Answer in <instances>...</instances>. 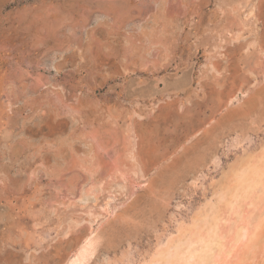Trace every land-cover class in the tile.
I'll return each instance as SVG.
<instances>
[{"label": "rangeland", "instance_id": "rangeland-1", "mask_svg": "<svg viewBox=\"0 0 264 264\" xmlns=\"http://www.w3.org/2000/svg\"><path fill=\"white\" fill-rule=\"evenodd\" d=\"M102 1L106 0H0V264H107L109 259L110 264H159L155 262L159 250L178 235L180 226L192 224V216L200 208L209 207L214 208L216 220L212 228L207 226L203 236L212 249L202 241L191 248L200 243L208 257L213 253L215 258L220 243L229 249L237 234L253 229L264 216V174L257 177L254 188L233 193L229 186L233 187L234 182L228 185L233 180L231 167L238 159L251 153L256 158L264 155V0H133L122 23L116 21L115 13L97 6ZM89 13L106 22L105 29L96 35L101 39L100 48L99 43H90L95 34L92 21L85 28L75 25L80 15ZM62 14L67 24H57V30L49 28ZM110 27L114 30L111 34L107 33ZM142 30L150 31V37ZM151 39L158 41L153 43ZM136 52L142 53L143 58ZM180 83L185 85L178 95L175 87ZM91 84L97 86V91ZM256 91L261 92L259 97ZM168 106L172 114L167 119L155 118L161 108V112L168 111ZM225 108L232 109V117L230 113L225 116L231 111ZM236 109H241L240 113ZM242 109L247 112L244 114ZM212 127L216 137L212 136L213 143L204 146L211 147L201 149L205 150L201 151L204 160L198 167L193 164L188 168L183 164L185 158L180 164L182 175L171 184L167 178H172L173 173L164 172L171 163L172 159L167 160L171 151L176 149L171 156L174 158L184 146L201 137L205 128ZM187 131L194 134L183 141ZM78 133L79 137L75 135ZM63 140L66 147L61 144ZM99 141H103L104 148L97 149ZM57 144L66 148L63 153H59ZM91 149H97L92 151L98 153L95 158L100 165L93 166H98L97 173L78 166L76 161L83 158L90 165L95 159L88 153ZM116 160L130 171L134 185L123 177L111 176ZM99 173L108 179L103 181L113 184L99 196H110L111 205H117L116 211L126 209L136 199L137 207H127L137 208L130 211L135 219L114 222L112 238L116 239L111 246L104 234L107 221L113 217L103 213L95 219L79 202L83 190L96 182ZM151 177L157 178L155 191L159 192L152 196L145 189ZM98 186L102 189L103 185ZM59 199L67 201L66 205L60 204ZM91 199L94 201L90 197V203ZM68 202L80 206L70 207ZM71 217L82 219L73 229ZM128 226L132 230H126ZM66 229L70 232L65 235ZM82 232L86 236H81V240ZM89 234L93 238L99 234L102 240L89 241ZM88 241L93 242L89 248ZM213 243L217 252H212ZM199 250L202 253L200 248L188 254L192 255V264L197 262ZM206 260L205 264H216Z\"/></svg>", "mask_w": 264, "mask_h": 264}, {"label": "bare ground", "instance_id": "bare-ground-1", "mask_svg": "<svg viewBox=\"0 0 264 264\" xmlns=\"http://www.w3.org/2000/svg\"><path fill=\"white\" fill-rule=\"evenodd\" d=\"M86 1H89V0H86ZM122 1V0H121ZM116 1V0H109V1H105V2H100L97 6H99L101 9H103L105 12H109V11H112L113 13H115V15H116V17H117V19H116V21L117 22H119V23H122L123 22V19L125 18L124 16H126V14L128 15V13H129V10H130V8H131V6H132V3H133V0L131 1V0H124V2L122 1ZM75 2V1H74ZM93 2V1H92ZM39 3H40V1H39ZM90 3V2H89ZM73 4V3H72ZM84 4H85V2H84ZM75 6V5H74ZM85 6V5H84ZM61 7V6H60ZM80 7V6H79ZM240 7V6H239ZM47 9V8H46ZM49 9V8H48ZM52 9V8H51ZM57 10V9H56ZM60 10V9H59ZM74 10V9H73ZM161 10V9H160ZM253 11V10H252ZM58 12V11H57ZM43 13V12H42ZM50 13H52V12H50ZM59 13V12H58ZM58 13H57V15H58ZM61 13V12H60ZM59 13V14H60ZM64 13V12H63ZM110 13V12H109ZM35 14V13H34ZM39 14H41V13H39ZM54 14H56L55 12H54ZM53 14V15H54ZM90 15H88V14H83V15H80V16H82L80 19H79V22L77 23V22H75L76 24L75 25H77L78 27H80V28H85L89 23H91V21H92V23H94L95 24V34H93V40H91L90 41V43L92 44V45H94V43H99V44H97L98 46L101 44L100 43V41H99V37L98 36H96L97 35V33H99V31L100 30H103V29H105V25H106V22L105 21H103V20H100V18L99 19H97V18H92L93 16L91 15V13H89ZM250 14V13H249ZM252 14V13H251ZM41 15H43V14H41ZM48 15V14H47ZM64 14H62V16L61 17H58V19L57 20H59V21H52L51 22V24H50V26H49V28L51 27V28H55L56 27V25H57V27L60 25V27H61V23L63 22L64 23V20L66 19V17H64L63 16ZM65 15H66V13H65ZM131 15V14H130ZM32 16V15H31ZM38 16V14H36V16H34L33 18H35V17H37ZM45 16V15H44ZM92 16V17H91ZM42 17V16H41ZM102 17V16H101ZM159 17V16H158ZM25 18H27V16L25 17ZM33 18H32V20H33ZM76 18V17H75ZM37 19V18H36ZM36 19H34L35 20V22L37 21ZM39 19V18H38ZM49 19H50V17H49ZM167 19V18H166ZM29 20V19H28ZM31 20V21H32ZM55 20V19H54ZM73 20V19H72ZM78 20V19H77ZM30 21V20H29ZM44 21H45V19H44ZM66 21V20H65ZM115 21V22H116ZM125 21V20H124ZM72 22V21H71ZM32 23H34V21L33 22H31V24ZM44 23V22H43ZM47 23V22H46ZM60 23V24H59ZM64 24H67V23H64ZM73 24V23H72ZM93 24V25H94ZM115 24V23H114ZM164 25H165V23H163ZM42 25V24H41ZM44 25H46V24H44ZM43 25V26H44ZM63 25V24H62ZM111 25V24H110ZM120 25V24H119ZM42 26V27H43ZM46 26H48V24L46 25ZM91 26V25H90ZM57 27L55 28L56 30H57ZM65 27V26H64ZM167 27V26H166ZM111 28V29H110ZM109 28V30L107 31V33H112L114 30H113V27H110ZM119 28V27H118ZM117 28V29H118ZM44 29H45V27H44ZM47 29V28H46ZM55 29H49V30H52V31H56ZM62 29V28H61ZM108 29V28H107ZM106 29V30H107ZM117 29H115V30H117ZM141 29V28H140ZM143 29V28H142ZM168 29V28H167ZM64 30V29H63ZM74 30V29H73ZM105 30V31H106ZM120 30V29H119ZM144 30H146V29H144ZM144 30H142V32L141 33H144L145 34V36H147L148 35V33L150 32V31H148V33H145L144 32ZM162 30V29H161ZM170 30H172V29H170ZM39 31H41V30H39ZM48 31V30H47ZM51 31V32H52ZM60 31V30H59ZM118 31V30H117ZM164 30H162V32H163ZM166 31V30H165ZM49 32V31H48ZM57 32V31H56ZM55 32V33H56ZM93 32V31H92ZM91 32V33H92ZM170 32V31H169ZM256 32V31H255ZM38 33V32H37ZM47 33V32H46ZM115 33V32H114ZM117 33V32H116ZM151 33V32H150ZM259 33V32H258ZM48 34V33H47ZM105 34V33H104ZM40 35V34H39ZM48 35H50V33L48 34ZM47 35V36H48ZM51 35H53V32H52V34ZM109 35V34H108ZM143 35V34H142ZM152 35V34H151ZM162 35H163V33H162ZM54 36V35H53ZM55 36H56V34H55ZM54 36V37H55ZM62 36V35H61ZM64 36V35H63ZM149 36V35H148ZM153 36V35H152ZM92 37H90L91 39H92ZM150 37V36H149ZM48 38V37H47ZM56 38V37H55ZM43 39V38H42ZM57 39V38H56ZM60 38H58V43H59V41L61 40H59ZM66 39V38H65ZM158 39V38H157ZM45 40H49V39H45ZM101 40V39H100ZM146 40V39H145ZM159 40H162V37H160L159 38ZM257 40V39H256ZM51 41V40H50ZM63 41V40H62ZM130 41V40H129ZM158 41V40H157ZM156 40H154V39H151L150 40V42H157ZM69 42V41H68ZM162 41H159V43H161ZM257 42V41H256ZM40 43H42V42H40ZM61 43V42H60ZM64 43H66V42H64ZM35 44V43H34ZM69 44V43H68ZM142 44V43H141ZM147 44V43H146ZM165 45H166V43H164ZM36 45V44H35ZM64 45V44H63ZM90 45V44H89ZM130 45V44H129ZM259 45V44H258ZM96 46V45H95ZM143 46H145V44L143 45ZM221 46V45H220ZM229 46V45H228ZM256 46V45H255ZM62 47V46H61ZM103 47V46H102ZM133 47V46H132ZM141 47V46H140ZM140 47H138V49L137 50H141V48ZM147 47V46H146ZM171 47V46H170ZM99 48H100V46H99ZM109 48H110V46H109ZM130 48H131V46H130ZM136 48V47H135ZM140 48V49H139ZM165 48V47H164ZM63 49V48H62ZM129 49V48H128ZM134 49V48H133ZM143 49H145L144 47H143ZM147 49V48H146ZM68 50V49H67ZM127 50V49H126ZM150 50V49H149ZM219 50V49H218ZM93 51V50H92ZM153 51V50H152ZM70 52H71V50H70ZM142 52V51H141ZM127 53H129V52H127ZM132 53V52H131ZM137 53V52H136ZM147 53V52H146ZM138 54V53H137ZM157 54H159V53H157ZM163 54V53H162ZM138 55H140L139 57H142L143 58V54L142 53H139ZM145 55V54H144ZM164 55V54H163ZM162 55V56H163ZM158 56V55H157ZM159 57V56H158ZM165 57V60H168L167 58H168V54L167 55H165L164 56ZM145 58V57H144ZM130 59V58H129ZM123 60V59H122ZM140 61H142V60H140ZM163 61V60H162ZM67 62V61H66ZM130 62V61H129ZM131 62H133V61H131ZM136 62V61H135ZM159 62V61H158ZM171 62H172V60H171ZM134 63V62H133ZM140 63V62H139ZM145 63V62H144ZM144 63H143V61H142V65L144 66ZM67 64V63H66ZM131 65H132V63H130ZM138 65V64H137ZM59 66V65H58ZM58 66H56L57 68H59ZM133 66V65H132ZM136 66V65H135ZM141 66V65H140ZM156 66H158V65H156ZM62 67V66H61ZM60 67V68H61ZM142 67V66H141ZM152 67V66H151ZM218 67H220V66H218ZM59 68V69H60ZM217 68V67H216ZM215 68V69H216ZM121 70V69H120ZM139 70V69H138ZM166 70H167V68H166ZM126 71H128L127 70V68H126ZM133 71H136V69L135 70H133ZM217 72L219 71V70H216ZM139 72V71H138ZM142 72V71H141ZM203 72V71H202ZM123 73H125V72H123V70H122V73L121 74H123ZM119 74V73H118ZM120 75V74H119ZM124 75V74H123ZM114 77V76H113ZM116 77V76H115ZM214 78V77H213ZM109 79V78H108ZM107 79V80H108ZM147 79V78H146ZM136 80V79H135ZM154 80V79H153ZM184 80H186V79H184ZM156 81V80H155ZM158 82V81H157ZM95 83H97V82H95ZM200 83V82H199ZM40 84V83H39ZM98 84V83H97ZM179 84V83H178ZM177 84V87L179 86L180 88H177V87H175V85L174 86H172V87H175L174 89L176 90V92L175 93H177L178 95H179V91L180 90H182L183 88H184V86L183 85H185V83L183 84V85H181V83H180V85H178ZM91 85H93V91H97V89H95L96 87L94 86V84H91ZM131 86V85H130ZM188 86V85H187ZM261 86V85H260ZM89 87V86H88ZM99 87V86H98ZM168 87H169V85H168ZM167 87V88H168ZM170 88H171V86H170ZM111 89V88H110ZM241 89V88H240ZM170 90V89H169ZM254 90V89H253ZM92 91V90H91ZM153 91V90H152ZM145 92V91H144ZM259 92V91H258ZM257 91H256V93H253V94H256V96H258L259 97V95L258 94H260L261 92H259L258 93ZM124 93V92H123ZM134 93V92H133ZM146 93V92H145ZM125 94V93H124ZM144 94V93H143ZM151 94V93H150ZM169 94H171L170 92H169ZM251 94V93H250ZM121 95V94H120ZM127 95V94H126ZM126 95H124V96H126ZM133 95V94H132ZM203 95V94H202ZM61 96V95H60ZM123 96V97H124ZM139 96V95H138ZM152 95H150V97H151ZM253 96V95H252ZM127 97V96H126ZM133 97V96H132ZM145 97V96H144ZM254 97L255 96H253L252 97V99H253V101H257V99H256V97H255V100H254ZM257 97V98H258ZM58 98V97H57ZM122 98V97H121ZM231 98V97H230ZM229 98V99H230ZM250 98V97H249ZM151 99H152V97H151ZM260 99V98H259ZM59 100V98L57 99V101ZM149 100V99H148ZM182 100V103L183 104H185L184 102H186L184 99H181ZM188 100V99H187ZM190 100V99H189ZM231 100H233V99H231ZM248 101H249V99H247ZM56 101V100H55ZM60 101H61V99H60ZM59 101V102H60ZM117 102V101H116ZM135 102V101H134ZM231 102V101H230ZM250 103H251V100L249 101ZM56 103V102H55ZM119 103V102H118ZM244 103H246V101L244 102ZM250 103H249V105L248 106H252V105H250ZM254 103V102H253ZM259 103V102H258ZM174 104V103H173ZM243 104V103H242ZM248 104V103H247ZM247 104L245 105V106H247ZM256 104H257V102H256ZM35 105V104H34ZM53 105V104H52ZM145 105V104H144ZM172 105V104H171ZM178 105V104H177ZM225 105V104H224ZM259 105V104H258ZM74 106V105H73ZM240 107H241V104L239 105ZM62 107V106H61ZM65 107V106H64ZM77 107V106H76ZM85 107V106H84ZM169 107H171V106H168V107H165L166 108V110H168V109H170ZM242 107H244V104H243V106ZM72 108V111L73 112H75L76 113V110H75V108H73V107H71L70 106V109ZM168 108V109H167ZM178 108V107H177ZM188 108V107H187ZM246 108V107H245ZM249 108H251V107H249ZM79 109V108H78ZM162 109V108H161ZM161 109H160V113L161 114H159L158 113V115L155 117V118H157V119H167L168 117L167 116H169L170 114H172V111L170 112V110L172 109H170V110H168V111H163V112H161ZM223 109V108H222ZM226 110H227V112H228V109L227 108H225ZM244 109V108H243ZM243 109H242V111H243ZM163 110V109H162ZM188 110V109H187ZM229 110H231V111H229L228 112V114H226V113H224V114H226L225 116H229V113H230V115H231V112L233 113V111H232V109L230 108ZM237 110V109H236ZM240 110L241 109H239V113H240ZM245 110V109H244ZM52 111V110H51ZM68 111V110H67ZM145 111V110H144ZM152 111V110H151ZM237 111H235V112H237ZM249 111V110H248ZM66 112V111H65ZM69 112V111H68ZM78 112V111H77ZM146 112V111H145ZM150 112V111H149ZM153 112V111H152ZM175 112V111H174ZM189 112V111H188ZM188 112H186L187 114H188ZM220 112H221V110H220ZM245 111H243V113H244ZM247 112V111H246ZM245 112V113H246ZM249 112H251V111H249ZM79 113H81L80 111H79ZM133 113V112H132ZM136 113V112H135ZM143 113V112H142ZM177 113V112H176ZM183 113H185V112H183ZM244 113V114H245ZM70 114V113H69ZM145 114V113H144ZM178 114V113H177ZM181 114V113H180ZM180 114H178V115H180ZM222 114V113H221ZM220 114V115H221ZM234 114V113H233ZM232 114V115H233ZM183 115V114H182ZM191 115V114H190ZM232 115H231V117H232ZM237 115L238 116H240L238 113H237ZM237 115H236V117H237ZM139 116L140 117H142V114H140L139 113ZM146 116V115H145ZM189 116V115H188ZM224 116V118H221V117H223V116H220V118L221 119H225L226 117ZM135 117H137V114H136V116ZM134 117V118H135ZM139 117V118H140ZM182 118H183V116H181ZM185 117V116H184ZM187 117V116H186ZM231 117H229V119L231 118ZM246 116H244V118H245ZM65 118V117H64ZM133 118V117H132ZM138 118V119H139ZM148 118V117H147ZM147 118H145V120L147 119ZM175 118V117H174ZM181 118V119H182ZM192 118V117H191ZM234 119H235V116L233 117ZM60 119V118H59ZM141 119V118H140ZM173 119V118H172ZM221 119H219V120H221ZM232 119V118H231ZM132 120V119H131ZM149 120V119H148ZM170 120V119H169ZM218 120V119H217ZM216 120V121H217ZM237 120V119H236ZM61 121V120H60ZM140 121V120H139ZM144 120H141V122H143ZM159 121V120H158ZM175 121V120H174ZM181 121H183V119L181 120ZM180 120H179V122H181ZM215 121V122H216ZM225 121V120H224ZM223 120H221V122H224ZM230 121H233V120H230ZM64 122V121H63ZM80 122V121H79ZM169 122V121H168ZM217 122H219V121H217ZM227 122H229V121H227ZM139 123V122H138ZM217 124V123H216ZM141 125H142V123H141ZM221 125V124H220ZM223 126H224V124H222ZM217 130H218V128H217ZM220 130H222V128L220 129ZM75 131V130H74ZM147 131H148V129H147ZM78 132V131H77ZM203 133H202V136L201 137H196L197 139H195V142L194 143H192V144H190V145H187V146H184L185 145V143H184V149H183V151L182 152H180V154L179 155H176L174 158H171V156H173V154H175V150L172 152L171 151V153H170V155H169V157H167V160L169 159H172L171 160V163L169 162V164H167L166 166H165V174H167L168 172H172L173 173V175L171 176L172 178H170V177H168L167 179H171L169 182L171 183L172 182V180H177L176 178H178V176L180 175H182V173L181 174H179L181 171H184V169L182 170L181 168H182V166L180 167V164H182L183 163V161H184V159L186 158V161L183 163V164H187L186 166L184 165V167H190V166H192L193 164L194 165H196L197 164V167H198V164H200L204 159V157H201V151H203V150H201L202 148H204V149H207L208 147H211L212 145V140L213 139H211L212 138V136H213V127L212 128H205L203 131H202ZM91 133V132H90ZM194 133H192V132H186V134L182 137L183 138V141H185V140H189V137L190 136H192ZM76 136L77 135H79V133L78 134H75ZM90 135V134H89ZM76 136H75V138H76ZM93 136V135H92ZM215 136V135H214ZM213 136V137H214ZM74 137V136H73ZM77 137H79V136H77ZM81 137V136H80ZM100 137V136H99ZM125 137V136H124ZM216 137V136H215ZM88 138H91V137H88ZM88 138H86V139H88ZM95 138H97V137H95ZM94 138V139H95ZM101 138V137H100ZM185 138V139H184ZM92 139V138H91ZM115 139H116V137H115ZM118 139V138H117ZM120 139V138H119ZM125 139L128 141V139L125 137ZM215 139L216 138H214V142H215ZM64 141V140H63ZM62 141V142H63ZM75 141V140H74ZM89 141V140H88ZM92 141V140H91ZM96 141H98L97 139H96ZM125 140H123V142H124ZM218 141V140H217ZM103 141H99L98 143H97V149H100V148H104V143H102ZM182 142V141H181ZM207 142H208V144L209 143H211L209 146H207V147H204L206 144H207ZM64 143H66L65 141L63 142V143H61L62 144V146L64 145ZM68 143V142H67ZM144 143H145V141H144ZM149 143V142H148ZM60 144V145H61ZM72 144V143H71ZM93 144V143H92ZM96 144V143H95ZM136 144V143H135ZM146 144V143H145ZM39 145V144H38ZM88 145V144H87ZM133 145V144H132ZM182 145V144H181ZM62 146L60 147V146H58V144H57V147H60V148H58V150H59V153H63L64 151H65V149L64 148H62ZM68 146H69V143H68ZM67 146V147H68ZM72 146V145H71ZM131 146V145H130ZM133 146H135V145H133ZM42 147V146H41ZM40 147V148H41ZM63 147H66V145L65 146H63ZM94 146L92 145V148H93ZM143 147H144V145H143ZM69 149H70V146L68 147ZM67 148V149H68ZM69 149L67 150L69 153H67V154H70V151H69ZM73 149V148H72ZM71 149V150H72ZM93 149H95V147L93 148ZM96 149V150H97ZM74 150V149H73ZM96 150H92L91 149V153H90V151L88 152V150H87V152L89 153V154H91L92 156V158L94 157H98V153L96 152V154L94 153H92V151L94 152V151H96ZM156 150H158V149H156ZM159 151H161V150H158V152ZM205 151V150H204ZM203 151V152H204ZM73 152V151H72ZM86 152V151H85ZM75 153L76 154H78V152H76L75 151ZM124 153V152H123ZM42 154V153H41ZM65 154V153H64ZM72 154V153H71ZM89 154H87L86 153V155H89ZM190 154L192 155L191 157H189L190 156ZM73 156H74V158H76L75 157V155H74V153L72 154ZM94 155V156H93ZM96 155V156H95ZM62 156V155H61ZM129 156V155H128ZM135 156L136 155H133L132 156V158H135ZM139 156V155H138ZM167 156V155H166ZM203 156V155H202ZM253 156V158H251ZM41 157V156H40ZM63 157H65V156H63ZM88 157L89 156H87V161H88ZM161 157V156H160ZM195 157V158H194ZM43 158V157H42ZM62 158V157H61ZM66 158H68V157H66ZM80 158V157H79ZM92 158H89V159H92ZM93 158V159H94ZM94 159L93 161L91 160V163H90V161H89V163H90V165H86V162L84 161V160H76L77 161V163H79L78 164V166H80V164H81V166L83 167V166H85V168L86 169H88V170H91L90 172H92V173H97V169H95L96 167L98 168V166L100 165V163H98L99 162V159ZM187 158H188V160H187ZM200 158H202V160L200 159ZM254 158H256L255 157V153H251V154H248V156H246V157H242V158H240V159H238L237 160V162L231 167V170H230V176L232 177V179L233 180H230V176L229 175H227L226 177H228V179L230 180V182L228 183V181H226V183H224V185L225 186H227V183H228V185H230V183H232V181L234 182V183H232L231 185L233 186V187H231V186H229L230 188H229V191L231 190V188H233V190L234 191H232L233 193H236L237 192V190H247V189H250V188H254V186H256L257 185V180L256 179H258L257 177L259 176H263V174H264V155H263V153H261L259 156H257V158L256 159H254ZM63 159H65V158H63ZM77 159V158H76ZM160 159V158H159ZM165 159H166V157H165ZM164 159V160H165ZM254 159V160H253ZM75 160V159H74ZM120 160V159H119ZM136 160H138V157H137V159ZM43 161V160H42ZM122 161V160H121ZM201 161V162H200ZM206 161V160H205ZM46 162V161H45ZM75 162V161H74ZM136 162V161H135ZM162 162V161H161ZM88 163V164H89ZM141 163V162H140ZM205 163V162H204ZM66 164V163H65ZM70 164V163H69ZM97 165L98 164V166H95L94 168H93V166L94 165ZM166 164V163H165ZM72 165V164H71ZM123 165H124V163L123 162H118L117 160H116V162H115V164L113 165L112 164V166H114L113 168H112V166H111V171H112V173H111V176L115 179L116 177L118 178L119 176L120 177H123L128 183H130L131 185H134L135 183H132V181H131V177H130V175H129V170H126L124 167H123ZM127 165V164H126ZM143 165V164H142ZM67 166V165H66ZM73 166H74V164H73ZM155 166V165H154ZM202 166V165H201ZM204 166V165H203ZM61 168H62V166H60ZM75 167V166H74ZM126 167V166H125ZM134 167V166H133ZM144 167V166H143ZM196 167V168H197ZM60 168V169H61ZM132 168V167H131ZM137 168V167H136ZM135 168V169H136ZM188 168H186V169H188ZM58 169V168H57ZM59 169V170H60ZM94 169V171H92ZM62 170V169H61ZM60 170V171H61ZM68 170V169H67ZM87 170V171H88ZM191 170V169H190ZM133 171V170H132ZM138 171H139V169H138ZM62 172V171H61ZM89 172V171H88ZM144 172V171H143ZM167 172V173H166ZM48 173V172H47ZM56 173V172H55ZM53 174V173H52ZM131 174H133V173H131ZM144 174V176H146V174L147 173H143ZM142 174V175H143ZM161 174V173H160ZM164 174V175H165ZM92 175V174H91ZM99 175H100V173H99ZM141 175V174H140ZM167 175H169V174H167ZM105 175H103V177L100 175V176H96V182L94 183V184H92L91 186L89 185V188L87 187V190H83V192H82V194H81V196H80V198H79V202H83V203H81V207L83 208V210H86L88 213H89V215H90V213L92 214V215H94V217H95V219H96V217H99V215H103V213H104V215L105 216H107V215H111L110 217H113V218H111V219H109L108 221H107V224H108V229H107V232L105 233V232H103V229H104V231L106 230L105 228L106 227H104L102 230H101V233L103 232V233H105L104 235V237H107L108 238V241H110L109 243H111L110 244V246L112 245V244H114L115 243V239L114 238H112L113 236H114V230H115V223L114 222H118V224L121 222V221H124V222H126L125 220H127L128 221V218L129 217H131V216H133V214H130V213H132V212H130L132 209H129V208H127V207H131L132 208V206H136L135 205V201H136V199H135V201L133 200V202L131 203L132 205L131 206H128L127 205V207H125L126 209H123V210H119V211H116V209H117V205H111V202H110V196H108V195H104V197H103V199H102V196L103 195H101V196H99L100 195V193H102V192H104V193H106L108 190H106V189H109V188H111V186L113 185H111V184H109V182L107 181L108 179L106 178V177H104ZM91 177V176H90ZM143 177V176H142ZM157 177V176H156ZM156 177H154V178H149V179H147V182L148 183H146L147 184V186H146V190H148V191H150L149 193H150V196H152V195H155L154 194V192H156V194L157 193H159L158 191H155V189L157 188V186H156V182L158 181H156L155 182V180L157 179ZM158 177H160V176H158ZM161 177H163V176H161ZM107 179V180H105V181H103L104 179ZM144 178V177H143ZM91 179V178H90ZM95 179V178H94ZM93 179V180H94ZM164 179V178H163ZM92 180V179H91ZM134 180V179H133ZM136 180V179H135ZM89 181V180H88ZM114 181H116V180H114ZM164 181H166V179L164 180ZM90 182H92V181H90ZM93 183V182H92ZM100 185H103L102 186V189H100V186H98V184ZM156 183V184H155ZM164 183V182H163ZM169 183V184H170ZM75 184V183H74ZM138 184V183H137ZM140 184V183H139ZM164 184H166V183H164ZM171 184H173V182L171 183ZM71 185H72V183H71ZM76 185V184H75ZM74 186V185H73ZM125 186L127 187V185L125 184ZM125 186H123L122 188H124ZM129 186V185H128ZM225 186H223V188H226ZM121 187V186H120ZM228 188V187H227ZM113 189V188H112ZM99 190H101V191H99ZM132 190V189H131ZM157 190V189H156ZM118 191H119V189H118ZM148 191H146V192H148ZM224 191H226V193L228 194V189L226 190H224ZM110 192V191H109ZM103 193V194H104ZM133 193V192H132ZM225 193V194H226ZM108 194V193H107ZM152 194V195H151ZM226 194V195H227ZM94 197H93V196ZM145 196V195H144ZM148 196H149V194H148ZM149 196V197H150ZM159 196V195H158ZM90 197L91 198H94V201H92V199H91V203L89 202V200H90ZM108 197V198H107ZM221 197V196H220ZM101 198V199H100ZM153 198H155V196L153 197ZM157 198V197H156ZM60 200V199H59ZM58 200V201H59ZM54 202H56V201H54ZM60 202V204H64V205H66V203H67V201H63L62 200V202H61V200L59 201ZM57 203V202H56ZM68 204H69V202H68ZM134 204V205H133ZM30 205V204H29ZM57 205V204H56ZM80 206L79 205V203H77V202H75L74 204L73 203H70L69 205H67V206ZM217 205H218V203H217ZM137 207V206H136ZM136 207H134L133 208V210L132 211H135L137 208ZM59 208H61V207H59ZM59 208L58 209H56V210H58L59 211ZM65 208V207H64ZM213 207H209V209L207 210V208H204V209H201L200 208V210L196 213V214H194V216H192V218H194L193 219V222H192V224H190V225H182V226H180V228H179V230H178V232L179 233H177L178 235L175 237H172V238H170L169 240H168V243L165 245V246H163L160 250H159V253H158V255L156 256V261L155 262H157V263H159V264H192V255H189L188 256V254L193 250V251H196V250H198V249H200L201 248V250H203L204 251V253H203V251H202V253H200V250H199V252L196 254V256L198 257H196L197 258V262H196V260H195V264L197 263V264H205L206 262H207V258H209V259H211V261H212V263H214V261L216 262V264L217 263H219V261H221L220 262V264H222V262L223 263H225V264H264V216L262 217L261 216V218H260V220H259V222H258V224L255 226V227H253V229H250V228H246L244 231H242V232H240V234H237V236H236V239L234 240V243L232 244V246L229 248V249H225V247L223 246V244H221L218 240H216V239H214V241L216 240L217 241V243L219 242L220 243V245H218V249H219V252H217L216 250H214V249H217V248H215V245H214V243H213V245H214V248H213V250H212V252L213 251H216L217 253H215L214 254V257L215 258H213V253H211L210 255H211V258L210 257H208V254H207V251H206V248L207 247H211V249H212V246H210L211 245V243H209V241H206L205 240V238H204V231L206 230V228H207V226L209 225L211 228H212V226H213V224L215 223V220H216V216L214 217V213H215V210H213L212 209ZM101 209V210H100ZM66 210H67V208H66ZM55 211V210H54ZM57 211V212H58ZM65 211V210H64ZM66 212V211H65ZM210 212V213H209ZM59 214H61V213H59ZM208 215V216H207ZM72 218H74V217H71V221H73V223L72 224H70V229L72 228H74L75 226H77L78 224H80V222L82 221V219L80 218V219H72ZM131 218H133V217H131ZM130 218V219H131ZM133 219H135V218H133ZM132 219V220H133ZM81 220V221H80ZM48 221V220H47ZM120 221V222H119ZM131 221V220H130ZM134 221V220H133ZM192 221V220H191ZM127 223V222H126ZM118 224H116V225H118ZM122 224V223H121ZM120 224V225H121ZM137 224V223H136ZM128 225V224H127ZM140 225V224H139ZM142 225V224H141ZM120 227V226H119ZM129 227V226H128ZM142 227V226H141ZM76 228V227H75ZM121 228V227H120ZM127 228V227H126ZM70 229L69 230H65L66 231V233H65V235L66 234H68L69 232H70ZM132 230V228H130L129 227V229H126V230ZM141 229V228H140ZM119 230V229H118ZM76 231V230H75ZM138 231V230H137ZM136 231V232H137ZM122 232V231H121ZM128 232V231H127ZM100 233V234H101ZM102 233V234H103ZM82 234L83 235H80V237H79V239H83L86 235H84V233L82 232ZM86 234V233H85ZM128 234V233H127ZM90 236H89V238L90 237H92V235L91 234H89ZM122 235V234H121ZM120 235V236H121ZM81 236H84V237H81ZM127 236H129V235H127ZM78 237V236H77ZM102 237V236H101ZM100 237V235L98 234L97 236L95 235V238H90L89 239V241L92 239V241L95 239V240H98V239H101L102 240V238ZM115 237V236H114ZM116 237H117V235H116ZM70 238V237H69ZM106 238V239H107ZM134 238V237H133ZM78 239V240H79ZM81 239V240H82ZM110 239V240H109ZM113 239V240H112ZM71 240V238L68 240V242ZM75 241H76V243H77V240L75 239ZM80 241V240H79ZM89 241H88V243H89ZM106 241V240H105ZM107 241V242H108ZM111 241H113L114 243H112ZM198 241H202L201 243H204L205 242V246H206V248H204L205 246H199L200 245V243L198 244V246H194L193 248H191V245L193 246L194 244H195V242H198ZM65 242V241H64ZM72 242V241H71ZM94 242V241H93ZM93 242H92V244H93ZM102 242V241H101ZM104 242V241H103ZM207 242V243H206ZM74 244V243H73ZM78 244H79V242H78ZM90 244H91V242L88 244V248H89V246H90ZM92 244H91V246H92ZM97 244H99V246H100V242L99 243H97ZM216 244V243H215ZM75 245V244H74ZM73 245V246H74ZM116 245V244H115ZM217 245V244H216ZM90 246V247H91ZM95 246V245H94ZM96 246H98V245H96ZM95 246V247H96ZM106 246V245H105ZM108 247V246H107ZM51 248V247H50ZM72 248V247H71ZM74 248H76V247H74ZM74 248H72V249H74ZM97 248V247H96ZM111 248V247H110ZM195 248V249H194ZM77 249V248H76ZM83 249L84 250H86L85 249V247L83 246ZM82 249V250H83ZM92 249L93 248H91V250H89L88 249V252L89 251H92ZM209 249V248H208ZM211 249H209V250H211ZM81 249H80V251H81V253L83 252ZM112 250V249H111ZM18 251V250H17ZM37 252V251H36ZM24 253V252H23ZM84 253H87V250H86V252H84ZM84 253H82V254H84ZM92 252H90V254H91ZM93 253H94V251H93ZM92 253V254H93ZM96 253V252H95ZM209 253V252H208ZM77 254V253H76ZM78 254H79V252H78ZM36 255V254H35ZM85 255V254H84ZM80 256V255H79ZM85 257V256H84ZM218 257H220V259H218ZM28 258V257H27ZM33 258H35V257H33ZM91 258V257H90ZM24 259V258H23ZM29 259V258H28ZM38 259V258H37ZM92 259V258H91ZM153 259H155V258H153ZM191 259V260H190ZM89 260V259H88ZM109 260H111V259H109ZM109 260H107V264H110V263H108V261ZM206 260V261H205ZM67 261V260H66ZM79 261V260H78ZM210 260H209V262H211ZM25 262V261H24ZM32 262V261H31ZM62 262V261H61ZM72 262H73V260H72ZM82 261H80V263H81ZM89 262H90V260H89ZM110 262V261H109ZM112 262H115V261H111V263ZM63 263V262H62ZM116 263V262H115ZM193 263V264H194ZM55 264H56V262H55ZM66 264V263H65ZM69 264V263H68ZM73 264H75V262H73ZM209 264V263H208Z\"/></svg>", "mask_w": 264, "mask_h": 264}]
</instances>
